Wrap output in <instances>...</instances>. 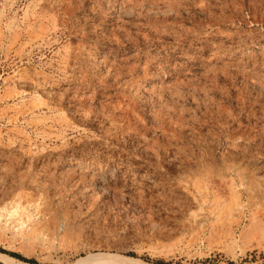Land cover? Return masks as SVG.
Masks as SVG:
<instances>
[{
    "label": "rangeland",
    "instance_id": "1",
    "mask_svg": "<svg viewBox=\"0 0 264 264\" xmlns=\"http://www.w3.org/2000/svg\"><path fill=\"white\" fill-rule=\"evenodd\" d=\"M93 254L264 264V0H0V255Z\"/></svg>",
    "mask_w": 264,
    "mask_h": 264
},
{
    "label": "bare ground",
    "instance_id": "2",
    "mask_svg": "<svg viewBox=\"0 0 264 264\" xmlns=\"http://www.w3.org/2000/svg\"><path fill=\"white\" fill-rule=\"evenodd\" d=\"M0 261L4 264H20L17 261L10 259L4 255H0ZM77 264H147V263L128 257L115 256L111 254H93L80 260Z\"/></svg>",
    "mask_w": 264,
    "mask_h": 264
},
{
    "label": "trees",
    "instance_id": "3",
    "mask_svg": "<svg viewBox=\"0 0 264 264\" xmlns=\"http://www.w3.org/2000/svg\"><path fill=\"white\" fill-rule=\"evenodd\" d=\"M11 256H13V257H17V255H15V254H11ZM132 256V255H131ZM17 258H19V257H17ZM23 261H25V262H28V263H33V261H29V260H23ZM156 264H169V263H163V262H161V261H157V262H155ZM199 264H204V263H199Z\"/></svg>",
    "mask_w": 264,
    "mask_h": 264
}]
</instances>
